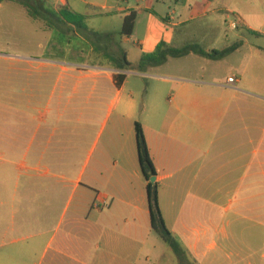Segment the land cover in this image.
<instances>
[{"label":"crops","instance_id":"0c3cea01","mask_svg":"<svg viewBox=\"0 0 264 264\" xmlns=\"http://www.w3.org/2000/svg\"><path fill=\"white\" fill-rule=\"evenodd\" d=\"M167 1L58 3L87 19L100 18L102 26L96 31L113 33L112 50L125 51L135 65L161 42L185 45L177 40L178 29L194 19L195 10L208 17L225 9L222 0H207L208 4L171 0L175 8L169 6L167 12ZM235 1L231 0L228 9L236 14L242 9ZM244 1L251 16L257 15L254 2L259 0ZM131 12L137 14L135 27L131 36H123L124 18ZM184 15L190 18L183 19ZM238 16L250 32L264 37L263 18L257 28L243 14ZM207 29L215 31L216 27ZM245 44L239 40L223 49L236 47L231 55ZM126 45L138 49L135 60H130ZM213 45L210 42L205 50H216ZM261 52L262 46L250 47V57ZM28 64L39 72L37 89L28 93L0 88V264H182L151 228L136 123L143 128L157 173L159 206L168 229L173 236L182 235L188 256L196 264H220L226 249L210 256L203 252V244L212 234L209 248L216 249L218 241L226 244L231 234L215 230L216 226L211 231L189 227L202 221L189 222L187 209L205 200L229 212L251 208L253 198L261 196L257 193L262 190L261 180L253 182L252 177L264 176V123L257 118L263 114L258 111L252 118L250 106L252 98L262 102L264 95L245 87L243 76L235 73L212 80L160 73L155 71L158 67L140 72L88 63L77 68L80 80L76 83V68L54 59ZM240 68L245 73L248 65ZM116 73L126 75L121 86L116 85ZM232 76L237 78L235 83L228 82ZM133 77L149 82L144 88L128 87ZM61 79L65 81L59 87ZM50 81L55 86L45 89ZM77 102L88 108L89 120L105 108L104 128L116 114L111 136L118 139L117 149L103 153L90 172L89 161L78 172L70 170L79 150L73 140L68 139L63 150L60 146L61 123L67 113L79 109L73 105ZM110 157L112 168L107 164ZM61 161L67 162V172L60 173ZM189 200L193 202L190 206Z\"/></svg>","mask_w":264,"mask_h":264},{"label":"rangeland","instance_id":"374dc122","mask_svg":"<svg viewBox=\"0 0 264 264\" xmlns=\"http://www.w3.org/2000/svg\"><path fill=\"white\" fill-rule=\"evenodd\" d=\"M26 1L35 7L41 13L39 19L29 16L27 9L19 1L6 0L0 5V88L13 89L17 91L26 90L28 93L37 89L39 72L31 67L30 62L37 59L56 60L65 64L69 68H76L77 79L80 75L77 71L79 66L89 63L92 66L102 67L110 65V61L103 56L102 51L96 52L95 47L102 46L103 41H97L95 38L88 40L85 36L88 32L100 30L102 21L100 18L91 17L87 19L86 29L82 32L73 29L65 32L59 28L51 30L47 22V13L44 8L60 9L62 5L57 0H21ZM231 0H222V11L201 17L200 10H195L193 20L179 27L177 33L178 42L183 41L184 44H199L203 49H208L210 42H214L211 48L221 50L229 44L243 40L246 44L237 52L227 55L223 58L211 60L208 57L191 53L179 59H170L168 63L159 66L155 71L160 73L178 74L191 78H211L212 80H223L230 73L237 76H243V85L250 90L264 95V52L258 53L256 56L250 57V47L262 46L264 48V37L250 32L244 23L239 20L238 14H243L250 24L260 28L261 19H264V0L255 1L254 5L257 9V15H252L244 0H236L235 2L241 7V12L233 13L229 10ZM201 4H208L207 0H199ZM175 8L174 1H167L166 11H170V7ZM85 8V6H83ZM229 10V11H228ZM82 12V11H81ZM183 19L190 18L187 15ZM237 24V28L232 27V23ZM211 25L216 27L215 31H206ZM84 34V36H83ZM92 47V53L89 48ZM130 49V60H135L138 49L134 45H126ZM112 50V45L110 46ZM255 49V48H253ZM113 51V50H112ZM89 55V56H88ZM246 64L248 68L245 73L241 65ZM73 71V70H72ZM70 80V77H65ZM65 79H61L59 87L63 86ZM84 81V80H83ZM89 80L84 81L87 85ZM149 79L131 78L128 87L144 88L147 86ZM103 80L101 81V84ZM55 83L50 81L45 83V89H51ZM13 98H19L14 96ZM79 107L76 111L67 113L61 123L64 127L62 135L61 150L68 146L67 140H73L79 148L77 150V159L73 161L70 170L78 172L82 170L89 161L88 172L96 164L99 157L103 153H114L116 151V142L118 139L112 137L113 123L116 114L112 115L107 127L104 128V121L107 115L106 109L98 110L97 114L89 120V110L82 103H75ZM261 105V107H260ZM251 116L257 117L264 123V101L259 102L251 99ZM257 112V113H256ZM66 127H69L67 130ZM74 145V144H73ZM110 147V149H109ZM92 155H91V154ZM91 156V159L88 157ZM67 162L61 161L58 166L60 173L67 172ZM114 163L113 157H110L107 164L112 168ZM262 190L257 192V198H253L252 207L245 209H231L226 212L224 208H214L207 202H198V207L187 209V217L189 222L191 219L195 222L190 223L189 227H197L203 231L215 230L228 231L231 234V240L218 241L219 247L210 249L212 242V234L205 240L203 244V252L210 256L218 254L220 249L225 248L226 252L222 255L220 264H264V176H253L252 181H260ZM86 181V178H85ZM188 194L185 192L184 196ZM208 195V194H207ZM192 200L188 204H192ZM197 202H195L196 204ZM164 206V203H162ZM241 211V214L238 212ZM192 213V214H191ZM212 221L223 222L220 225L212 224ZM171 226H174L171 224ZM174 238L187 251L186 245L180 233H176ZM187 261L184 264H196L193 258H190L188 251L186 253Z\"/></svg>","mask_w":264,"mask_h":264},{"label":"trees","instance_id":"16d2710c","mask_svg":"<svg viewBox=\"0 0 264 264\" xmlns=\"http://www.w3.org/2000/svg\"><path fill=\"white\" fill-rule=\"evenodd\" d=\"M4 1L6 0H0V4ZM15 1L22 3V5L27 9L30 17L34 19H39L41 17L39 10L30 5L28 2L21 0ZM44 10L47 13L46 19L51 30L59 28L65 32H70L75 29L77 31L79 30V32H82L84 29H86L87 16L73 11L68 5H62L60 9L57 10L49 8H44ZM136 18L137 14L135 12H131L124 18L121 35H132ZM85 37L88 40L95 38L99 42L103 41V45L95 47L94 50L96 52L102 51L103 56H105V58L110 61V65L115 69L136 70L140 72H146L150 68L159 67L167 63L170 58H181L194 53L200 56L208 57L210 59H219L229 55L236 49V47L233 46L223 50H213L211 52H207L199 44H186L182 47H176L166 42H161L154 52L142 55L139 62L133 65L127 59L125 51L117 53L111 50V42L114 41L115 37L113 33H101L99 31H93L88 32ZM114 78L116 85L121 86L126 78V75L124 73H116ZM136 137L140 166L143 176L147 181L151 228L171 246L180 262L184 264L188 260L186 252L168 229L159 206V184L157 181L154 183L151 181V178L154 176L156 177L157 173L149 153L143 128L139 123H136Z\"/></svg>","mask_w":264,"mask_h":264},{"label":"built area","instance_id":"2783aa9c","mask_svg":"<svg viewBox=\"0 0 264 264\" xmlns=\"http://www.w3.org/2000/svg\"><path fill=\"white\" fill-rule=\"evenodd\" d=\"M57 1L60 2V1H66V0H57ZM232 27L237 28V24L235 22L232 23ZM236 81H237L236 76H232V77L228 78V82H230V83H235Z\"/></svg>","mask_w":264,"mask_h":264},{"label":"water","instance_id":"95a60500","mask_svg":"<svg viewBox=\"0 0 264 264\" xmlns=\"http://www.w3.org/2000/svg\"><path fill=\"white\" fill-rule=\"evenodd\" d=\"M151 181L154 183V182H156V177L154 176V177H152L151 178Z\"/></svg>","mask_w":264,"mask_h":264}]
</instances>
